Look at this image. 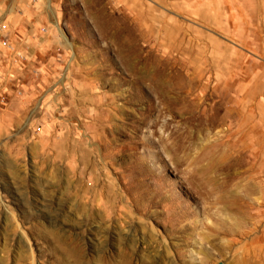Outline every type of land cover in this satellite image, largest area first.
I'll return each mask as SVG.
<instances>
[{"label": "rangeland", "instance_id": "obj_1", "mask_svg": "<svg viewBox=\"0 0 264 264\" xmlns=\"http://www.w3.org/2000/svg\"><path fill=\"white\" fill-rule=\"evenodd\" d=\"M29 1L0 23V264H264V0Z\"/></svg>", "mask_w": 264, "mask_h": 264}, {"label": "crops", "instance_id": "obj_2", "mask_svg": "<svg viewBox=\"0 0 264 264\" xmlns=\"http://www.w3.org/2000/svg\"><path fill=\"white\" fill-rule=\"evenodd\" d=\"M20 3V4H19ZM5 5V10L3 12V14L0 16V23L1 24H9L12 28V30H14L13 28V25L15 22H17V24L19 23H23V22H27L28 23V20L26 19V15L34 10V7H38V5L40 4H33L32 2H30L29 0H1L0 1V5ZM18 7H22L23 9L22 10H18ZM16 10H18L19 12L17 13H20L18 14L17 16H13L14 13H16ZM42 23V22H40ZM16 29V28H15ZM36 30H32V31H29V34H34ZM37 33V32H36ZM35 33V34H36ZM249 96H247V99L249 100V102H251L252 100L254 102H260V104L263 103L261 97L260 99H258V97L256 98V96H254L252 94V90L251 88L249 89Z\"/></svg>", "mask_w": 264, "mask_h": 264}]
</instances>
